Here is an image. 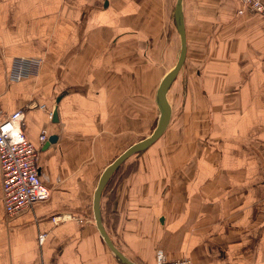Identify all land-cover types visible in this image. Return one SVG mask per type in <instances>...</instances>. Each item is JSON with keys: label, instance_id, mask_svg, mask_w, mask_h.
I'll return each instance as SVG.
<instances>
[{"label": "crops", "instance_id": "0c3cea01", "mask_svg": "<svg viewBox=\"0 0 264 264\" xmlns=\"http://www.w3.org/2000/svg\"><path fill=\"white\" fill-rule=\"evenodd\" d=\"M238 3L182 0L186 55L166 91L168 126L111 201L100 196L102 226L133 264H154L156 249L192 264H264V17L238 16ZM174 5L0 0V112L24 109L49 190L7 218L0 174V264H120L95 226L92 195L120 146L159 118L155 92L179 56ZM16 57L42 66L13 82ZM56 213L64 221L52 223Z\"/></svg>", "mask_w": 264, "mask_h": 264}, {"label": "built area", "instance_id": "2783aa9c", "mask_svg": "<svg viewBox=\"0 0 264 264\" xmlns=\"http://www.w3.org/2000/svg\"><path fill=\"white\" fill-rule=\"evenodd\" d=\"M237 15L245 13L258 14L264 17V0H239ZM42 61L37 58L26 59L16 57L7 72L8 78L17 82L24 77L36 75ZM44 109L42 105L32 103L26 106ZM51 115V112H48ZM24 109H18L2 115L0 112V174L3 202V212L7 218L19 216L26 208L32 207L35 202L47 200L49 190L41 182L40 174L36 168V151L38 148L28 142L24 130ZM45 131L38 137L39 143L46 139ZM261 176L264 178V162L262 163ZM65 215L51 216V222L64 221ZM45 234L37 235V242L41 244ZM154 264H192L186 256L170 258L165 252L155 250Z\"/></svg>", "mask_w": 264, "mask_h": 264}, {"label": "water", "instance_id": "95a60500", "mask_svg": "<svg viewBox=\"0 0 264 264\" xmlns=\"http://www.w3.org/2000/svg\"><path fill=\"white\" fill-rule=\"evenodd\" d=\"M181 5L182 0H176V5H174V22L175 26L178 30L179 40H180V47H179V56L177 61H175L174 65L171 67L170 72H167L159 81L158 89L155 92L156 97V107L159 111V118L156 121L154 129L149 133L144 139H140L136 142H134L129 148H125L122 152L118 154V157L113 159L111 162H109L103 169V172L100 174V176L97 179V185L95 188V191H93L92 195V206L91 211L93 213V221L95 223V226L98 228L99 234L104 240L105 244L108 246V249L114 254L117 259L119 260L120 264H133L131 260L126 257L124 254H121L116 246L113 244V242L109 239L104 226H102V216L100 212V196L102 191H104L106 182L109 179V177L118 170V167L121 163L125 162L127 159H129L133 153L140 152L146 150L147 147L152 145L157 139L160 137V135L165 131L167 128V123L169 121V118L171 117V111L168 106V100L166 97V91L169 90L171 86V82L174 79V77L178 74V71L180 70V66L182 62L185 60V47H186V40L184 39V26L182 25V12H181ZM53 114V113H51ZM55 136H50L47 139V142H53ZM47 143H45V146L43 149L47 147Z\"/></svg>", "mask_w": 264, "mask_h": 264}, {"label": "trees", "instance_id": "16d2710c", "mask_svg": "<svg viewBox=\"0 0 264 264\" xmlns=\"http://www.w3.org/2000/svg\"><path fill=\"white\" fill-rule=\"evenodd\" d=\"M136 153H138V152H136ZM129 165H132V164L131 163H121L118 167V170L116 172L114 171V173L107 180L105 189H104V191H102L101 196L106 193L107 197L109 198L108 203L112 199L111 197L113 196V191L115 189L114 185L117 186L119 184L120 180L124 179L128 175L130 176L133 173V171H135V163L132 166H129ZM125 166H126V168H125V170H123L122 168H124ZM120 171H123V173H121ZM119 173L122 175L119 177V180L114 182L112 178L115 177L116 175H118Z\"/></svg>", "mask_w": 264, "mask_h": 264}, {"label": "rangeland", "instance_id": "374dc122", "mask_svg": "<svg viewBox=\"0 0 264 264\" xmlns=\"http://www.w3.org/2000/svg\"><path fill=\"white\" fill-rule=\"evenodd\" d=\"M125 144H127V143L125 142ZM149 147H150V146H149ZM123 148L125 149V147L120 146V148H119V152H120ZM124 149H123V150H124ZM123 150H122V151H123ZM122 151H121V152H122ZM144 151H145V150H144ZM137 154H138V153H135V154L133 153L132 156H131L129 159H127L125 162H123V163H131V164L133 165V164H134V160L137 159V157H138ZM125 165H126V164H125ZM132 165H129V166H132ZM135 165H136V164H135ZM125 168H126V166H125L124 168H122V169L125 170ZM130 169H131V168H130ZM126 170H127V169H126ZM120 172L123 173V171H120ZM121 175H122V174L119 173L118 175H116L115 177H113V178H112L113 181L115 182V181L119 180V177H120ZM128 176H129V175H128ZM130 176H131V175H130ZM126 177H127V176H126ZM126 177H125V178H126ZM125 178H124V179H125ZM56 214H57V213H56ZM56 214H53V216H55ZM51 216H52V215H51Z\"/></svg>", "mask_w": 264, "mask_h": 264}]
</instances>
